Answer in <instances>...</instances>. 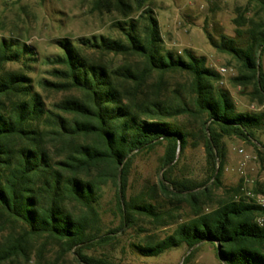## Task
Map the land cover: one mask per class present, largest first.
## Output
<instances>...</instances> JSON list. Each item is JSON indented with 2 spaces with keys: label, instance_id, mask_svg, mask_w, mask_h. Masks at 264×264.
<instances>
[{
  "label": "trees",
  "instance_id": "trees-1",
  "mask_svg": "<svg viewBox=\"0 0 264 264\" xmlns=\"http://www.w3.org/2000/svg\"><path fill=\"white\" fill-rule=\"evenodd\" d=\"M147 1L114 0L125 19L115 23L114 37L59 41L62 55L51 61L65 82L38 84L78 95L56 104H44L34 86L30 65L36 58L30 46L0 39V263L29 259L30 240L44 236L74 254L75 264H112L84 252L113 238L100 225L102 187L108 181L117 187L119 229L131 226L135 214L165 224L173 208L125 200L133 159L162 143L159 193L196 205L208 188L197 190L202 184L171 176L177 151L183 153L192 135L181 117L200 124L213 184L223 170L224 136L251 142L257 156L264 157L256 135L264 128V112L237 111L229 93L214 85L218 74L204 56L165 48L152 10L139 11ZM259 2L264 11V0ZM211 44L240 64L233 82L250 86L252 98L264 103V18L248 29L244 45L227 36ZM259 215L264 207L231 197L136 249L158 256L181 245L191 249L210 242L220 246L221 264H264Z\"/></svg>",
  "mask_w": 264,
  "mask_h": 264
},
{
  "label": "rangeland",
  "instance_id": "rangeland-1",
  "mask_svg": "<svg viewBox=\"0 0 264 264\" xmlns=\"http://www.w3.org/2000/svg\"><path fill=\"white\" fill-rule=\"evenodd\" d=\"M113 2L0 0V39H18L30 46L36 58L30 65V76L44 104H56L65 97L78 95L77 92L57 90L56 87L43 88L38 83L42 80L57 84L65 82L56 74L60 67L51 61L62 55L59 41L67 39L74 43L80 38L114 37L118 34L115 23L125 19L121 11L115 9ZM146 6L157 19L165 48L176 53L188 49L197 56H204L206 66L218 74L214 85L229 93L237 111L264 112V103L252 98L250 86L243 87L233 82L232 78L240 73V64L232 55L217 50L211 44V40L219 42L221 36H227L244 45L248 29L264 18L259 0H148L139 11ZM221 68H225V72H220ZM180 122L191 130L192 135L188 137L183 153L177 151V162L171 176L192 185L202 184L196 189L207 187L206 194L199 196L196 205L165 199L157 188L163 172L161 160L165 143L138 154L129 168L125 200L151 202L163 209L173 208L172 216L164 220L165 224H160L135 214L131 226L119 229L120 214L115 198L117 187L108 181L102 187L98 211L100 225L112 232L113 238L107 243L86 248L85 253L107 258L112 264H221L217 248L210 242L200 243L191 250L181 245L158 256H143L136 249L137 244L164 238L179 223L208 211L225 199L232 197L256 204L259 196H264V157L257 156L251 142L233 135L223 137V170L219 183L213 184V178L210 179L212 170L199 136V122L186 117H181ZM256 135L264 144V128L258 130ZM30 246L29 259L20 257L18 262L0 264H75L74 254L61 251L58 243L46 240L44 236L31 239Z\"/></svg>",
  "mask_w": 264,
  "mask_h": 264
},
{
  "label": "built area",
  "instance_id": "built-area-1",
  "mask_svg": "<svg viewBox=\"0 0 264 264\" xmlns=\"http://www.w3.org/2000/svg\"><path fill=\"white\" fill-rule=\"evenodd\" d=\"M220 72H222V73L225 72V68H221ZM240 152H242V150H240ZM256 204L261 206V207H264V196H259V198L256 200ZM256 222L258 225L264 226V215L257 218Z\"/></svg>",
  "mask_w": 264,
  "mask_h": 264
},
{
  "label": "water",
  "instance_id": "water-1",
  "mask_svg": "<svg viewBox=\"0 0 264 264\" xmlns=\"http://www.w3.org/2000/svg\"><path fill=\"white\" fill-rule=\"evenodd\" d=\"M199 244H200V243H199ZM195 247H196V246L192 247L191 249H193V248H195ZM216 248H217V254L220 256V246L216 244ZM191 249H190V250H191ZM190 250H189V251H190ZM189 251L184 255L183 258H185V257L187 256V254L189 253ZM222 262H223V264H225L224 261H222Z\"/></svg>",
  "mask_w": 264,
  "mask_h": 264
},
{
  "label": "crops",
  "instance_id": "crops-1",
  "mask_svg": "<svg viewBox=\"0 0 264 264\" xmlns=\"http://www.w3.org/2000/svg\"><path fill=\"white\" fill-rule=\"evenodd\" d=\"M263 56H264V52H263V54H262V56H261L262 71H263V73H264V60L262 59Z\"/></svg>",
  "mask_w": 264,
  "mask_h": 264
}]
</instances>
